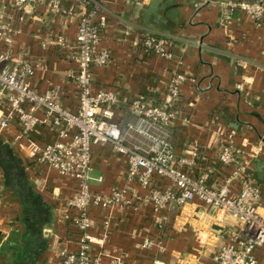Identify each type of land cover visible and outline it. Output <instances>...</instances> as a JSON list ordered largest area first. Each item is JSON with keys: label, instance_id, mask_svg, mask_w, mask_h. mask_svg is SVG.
I'll list each match as a JSON object with an SVG mask.
<instances>
[{"label": "crops", "instance_id": "obj_1", "mask_svg": "<svg viewBox=\"0 0 264 264\" xmlns=\"http://www.w3.org/2000/svg\"><path fill=\"white\" fill-rule=\"evenodd\" d=\"M63 5L74 10L73 17L51 14L47 0L29 6L10 50L14 57L25 55L38 66L33 79L37 90L45 93L59 89L63 106L76 112L77 85L69 75L78 67L74 41L81 7L74 0H63ZM227 9L226 0H106L99 48L110 51L112 61L94 69V88L116 92L124 105L115 112V121L121 127L122 122L129 123L134 118L127 111L129 102L145 96L159 104L175 75L192 79L194 82L187 81L181 87V112L188 122L179 120L169 129L176 154L185 156L187 150L199 146L200 165L209 174L208 186L219 189L231 175V168L218 160L220 146L215 132L221 126L236 133L235 145L241 150L242 159L252 152L256 154L249 175L260 190L264 215V22L245 14L228 17ZM144 33L170 39L174 60L167 62L146 53L140 38ZM60 36L68 48L49 44ZM3 50L5 46L0 45V53ZM6 114L0 107V120ZM36 116L41 123L30 136L22 134L17 120L0 128V150L9 162L19 165L24 176V184H16L17 172L0 167L3 264L13 259L7 244H21L25 232L23 197L27 192L39 197L45 214L50 215L42 226L46 248L37 264H62L60 252L77 249V230L64 218L68 211L66 202L75 195L77 187L69 177L31 158L33 148L57 141L44 113L37 112ZM140 141L135 136L127 139L130 145ZM125 170L126 158L110 145L92 148L93 192L109 196L112 190L124 188L126 199L131 201L130 205L109 210L91 209L95 222L91 234L98 238L107 235L103 244L92 248L99 264H214L211 254L233 234L241 232L236 218L210 212L200 200L182 206L174 203L167 211L155 214L146 200L149 191L127 182ZM100 177L102 182L97 181ZM169 184L166 180L156 182L162 188ZM230 190L235 195L240 185L234 182ZM161 216L169 218L163 231L158 230L157 223ZM105 219L110 221L107 230L103 226ZM148 240L154 241L150 248L144 246ZM256 257L258 264H264V245L257 248Z\"/></svg>", "mask_w": 264, "mask_h": 264}, {"label": "built area", "instance_id": "obj_2", "mask_svg": "<svg viewBox=\"0 0 264 264\" xmlns=\"http://www.w3.org/2000/svg\"><path fill=\"white\" fill-rule=\"evenodd\" d=\"M81 7L74 46L77 49L78 67L69 76L75 80L79 98V108L72 112L62 104L61 92L53 89L42 93L35 87L33 79L38 66L25 55L14 57L10 48L18 27L25 21V12L38 0H0V45L5 50L0 53V107L6 117L0 120V128H7L11 121L21 124L22 134L30 136L40 125L37 112H43L57 141L44 147H35L31 158L74 181L77 192L66 202L68 211L64 218L77 230V249L62 250V264H99L92 248L103 244L106 233L101 237L91 234L95 222L91 209L104 210L130 205L126 199L127 190L116 188L109 196L92 190V148L110 145L114 151L126 158L125 179L149 191L146 198L155 214L167 211L174 203L182 206L195 200L203 202L213 213H221L236 218L241 224V232L233 234L229 241L211 254L214 264H258L257 248L264 245V215L262 197L258 186L249 175L250 163L256 159L252 152L242 159L241 150L235 145L236 133L218 127L215 136L219 143V162L231 168V175L219 189L208 186L209 174L202 169L201 148L194 146L185 156H179L169 139V129L177 121L188 122L181 112L183 106L181 87L192 81L182 74L175 75L167 92L159 104L141 96L126 107L134 117L127 123L125 133L120 123L115 121V112L123 104L115 91L101 88L95 90V68H103L112 61L108 50H100L106 0H74ZM227 15L252 16L264 22V1L226 0ZM47 8L55 16L73 17L74 10L66 8L63 0H47ZM142 48L146 53L160 56L167 62L174 60L170 39L150 34H141ZM52 46L68 48L63 36L49 42ZM124 106V105H123ZM132 136L140 138L135 144H128ZM198 169V172L196 171ZM102 177L98 182H102ZM158 180H166L168 187H157ZM237 182L240 190L231 193V185ZM1 192V188H0ZM1 203V200H0ZM158 230L165 228L167 216L158 217ZM104 229L110 226L105 219ZM198 233L199 242H201ZM154 241L144 245L152 247Z\"/></svg>", "mask_w": 264, "mask_h": 264}, {"label": "trees", "instance_id": "obj_3", "mask_svg": "<svg viewBox=\"0 0 264 264\" xmlns=\"http://www.w3.org/2000/svg\"><path fill=\"white\" fill-rule=\"evenodd\" d=\"M128 122H122V132L125 133V125ZM1 145V142H0ZM6 157V158H5ZM10 157V154H9ZM8 156L0 150V167L6 171L14 170L16 176V184H24V176L21 168L17 163L9 162ZM23 181V182H22ZM15 182V181H14ZM32 193L27 192L23 197L24 205V225L26 226L24 234L21 236V244H7L13 251V259L6 264H37L39 255L45 250L46 243L42 239V226L50 220V215L45 214L41 200ZM40 202V203H38ZM8 246V247H9ZM9 247V248H10ZM0 264H3L0 262Z\"/></svg>", "mask_w": 264, "mask_h": 264}]
</instances>
